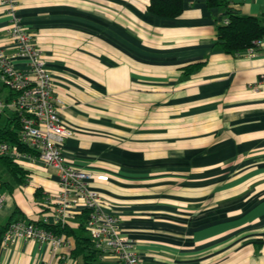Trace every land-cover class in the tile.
Returning <instances> with one entry per match:
<instances>
[{"label":"crops","instance_id":"1","mask_svg":"<svg viewBox=\"0 0 264 264\" xmlns=\"http://www.w3.org/2000/svg\"><path fill=\"white\" fill-rule=\"evenodd\" d=\"M223 1L264 25V0ZM16 14L75 131L64 156L108 177L90 187L141 264H264V38L254 55L225 53L217 33L227 7L208 0H183L177 18L152 14L149 0H20ZM11 20L0 4V49L13 54ZM0 97L13 98L1 83ZM15 118L5 109L0 132L17 131ZM4 158L0 234L12 218L42 221L59 192L55 169L21 160L22 182ZM82 212L65 224L77 230ZM71 250L1 244L0 264H61L63 254L82 264ZM98 263L120 264L102 252Z\"/></svg>","mask_w":264,"mask_h":264},{"label":"built area","instance_id":"2","mask_svg":"<svg viewBox=\"0 0 264 264\" xmlns=\"http://www.w3.org/2000/svg\"><path fill=\"white\" fill-rule=\"evenodd\" d=\"M19 1L0 0L12 18L10 37L17 48L13 54L0 49V83L13 94L8 102L0 97V115L7 108L14 110L20 125V146L26 150L0 141V156L16 162L24 159L39 162L45 168L58 172L59 192L46 198L45 205L50 212L42 220L44 224L50 218L54 225L65 224L76 210H88L86 228L96 249L111 255L120 264H141L132 242L121 235L118 216L103 208L99 193L90 187L91 180L107 181L108 177H95L81 171L69 165L64 156V145L75 136V131L59 115L53 77L45 67L42 52L17 17ZM254 50L250 48L246 54L254 55ZM17 57L26 59L24 69L15 67L13 62ZM5 197L0 182V207L5 204ZM19 241L47 244L56 253L63 248L68 251L72 248L71 242L64 236L25 219H18L9 225L2 247H10ZM60 259L61 264H70L65 254Z\"/></svg>","mask_w":264,"mask_h":264},{"label":"trees","instance_id":"3","mask_svg":"<svg viewBox=\"0 0 264 264\" xmlns=\"http://www.w3.org/2000/svg\"><path fill=\"white\" fill-rule=\"evenodd\" d=\"M209 6L225 5L228 12V22L221 25L218 29V45L227 54L241 56L248 49L256 48L264 38V25L257 18L253 16L240 15L234 9L230 8L223 0H208ZM149 12L163 18H177L183 12V0H149ZM190 74V73H189ZM13 123L16 124L17 131L10 128L4 129L0 132L1 138L10 144L20 146L19 131L20 125L18 119L15 118ZM22 151L26 150L20 146ZM6 157V156H4ZM8 163L11 173L14 176H19L24 182V173L16 164L17 162L11 160L9 157L4 158ZM49 212V210L47 211ZM44 211V213H47ZM89 218L88 210H84L80 215V226L76 230L70 227L69 224H44L41 220L30 221L43 226L45 229L54 232L56 235L64 236L66 239L71 240L73 249L71 255L76 260L79 259L82 264H99L100 252L95 249L94 243L90 237V233L86 228V222ZM18 219L12 218L9 225ZM6 226L0 234V250L5 232L8 229ZM102 264V263H100Z\"/></svg>","mask_w":264,"mask_h":264},{"label":"rangeland","instance_id":"4","mask_svg":"<svg viewBox=\"0 0 264 264\" xmlns=\"http://www.w3.org/2000/svg\"><path fill=\"white\" fill-rule=\"evenodd\" d=\"M1 182V181H0Z\"/></svg>","mask_w":264,"mask_h":264}]
</instances>
